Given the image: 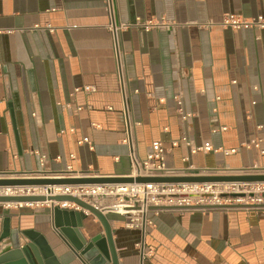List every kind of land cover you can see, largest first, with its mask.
Instances as JSON below:
<instances>
[{
	"label": "crops",
	"instance_id": "0c3cea01",
	"mask_svg": "<svg viewBox=\"0 0 264 264\" xmlns=\"http://www.w3.org/2000/svg\"><path fill=\"white\" fill-rule=\"evenodd\" d=\"M111 2L112 13L105 0H0V177H125L130 154L159 150L178 174L263 172L264 29L220 22L264 17V0ZM52 209L0 203V234L8 217L21 244L32 231L60 264H82ZM82 216L84 239L103 236ZM109 223L118 264H264L258 208L163 207L142 227Z\"/></svg>",
	"mask_w": 264,
	"mask_h": 264
},
{
	"label": "built area",
	"instance_id": "2783aa9c",
	"mask_svg": "<svg viewBox=\"0 0 264 264\" xmlns=\"http://www.w3.org/2000/svg\"><path fill=\"white\" fill-rule=\"evenodd\" d=\"M112 0H105L106 8L112 13ZM139 24V21H136ZM158 23L148 21L143 26L145 29ZM220 25L233 29L255 28L264 29V17L256 16L244 18L240 15L227 13L222 16ZM113 28V27H112ZM115 30V27H114ZM90 91L89 87H84ZM176 101L180 104L178 97ZM186 117L183 116L182 119ZM182 140H185L183 137ZM148 155L145 160L137 161L132 154V172L129 176L135 177H163L178 174L165 166L160 155ZM45 156L40 157V166L45 167ZM264 172V171H263ZM252 173V172H245ZM232 174V173H215ZM243 174V173H240ZM74 172L63 173L57 177H80ZM91 176V175H88ZM4 177V176H2ZM15 177V176H14ZM8 177V178H14ZM21 177H47L41 172ZM69 195L81 199L98 208L103 202L104 210H111L128 219L131 227H142L145 223L146 214L152 207L168 208H197L205 210L214 207L233 208H258L264 211V182H228V183H133V184H79L63 186H15L0 187V196H43ZM6 207H40L50 205L59 206L63 209H74L89 214L81 207L69 202H38V203H2ZM102 205V204H101ZM99 209V208H98ZM101 210V209H100Z\"/></svg>",
	"mask_w": 264,
	"mask_h": 264
},
{
	"label": "water",
	"instance_id": "95a60500",
	"mask_svg": "<svg viewBox=\"0 0 264 264\" xmlns=\"http://www.w3.org/2000/svg\"><path fill=\"white\" fill-rule=\"evenodd\" d=\"M184 175L163 177H0V187L15 186H63L89 184H139V183H228V182H264V172L232 173V174H199L183 172ZM38 203L69 202L86 210L96 218L103 229L102 235H94L89 239L81 236L82 212L74 209H63L54 206L52 209L53 227L59 238L80 260L82 264H118L117 254L112 239L110 220L118 215L111 210H100L97 207L69 195L43 196H0V203ZM152 207L150 210L162 209ZM8 214V212H5ZM21 235L28 241L21 244L18 230L10 229V221L5 217L2 221L0 242L9 237V245L0 252V264H60L51 247L43 237L32 231H23Z\"/></svg>",
	"mask_w": 264,
	"mask_h": 264
}]
</instances>
